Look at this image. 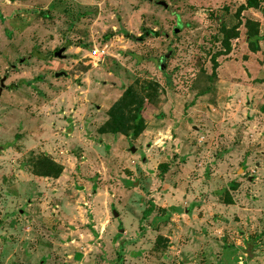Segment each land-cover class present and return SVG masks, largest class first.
I'll list each match as a JSON object with an SVG mask.
<instances>
[{
    "label": "rangeland",
    "instance_id": "rangeland-1",
    "mask_svg": "<svg viewBox=\"0 0 264 264\" xmlns=\"http://www.w3.org/2000/svg\"><path fill=\"white\" fill-rule=\"evenodd\" d=\"M243 5L0 0V264H264V0ZM136 82L144 130L99 134Z\"/></svg>",
    "mask_w": 264,
    "mask_h": 264
},
{
    "label": "trees",
    "instance_id": "trees-1",
    "mask_svg": "<svg viewBox=\"0 0 264 264\" xmlns=\"http://www.w3.org/2000/svg\"><path fill=\"white\" fill-rule=\"evenodd\" d=\"M261 0H245V5L241 6L239 11L253 9H259ZM258 23L252 20L245 21L247 45L252 53L259 51V27ZM225 34H229L228 39L237 38L236 29L227 30L223 28ZM225 51H229V43L226 39L223 43ZM139 82H136L126 88L123 95L111 106L108 111V119L101 127L98 128V133L101 135H122L126 139L136 138L143 130L145 126V120L142 112L144 109V103L157 102V84L143 83L139 87ZM230 204V201L227 202Z\"/></svg>",
    "mask_w": 264,
    "mask_h": 264
},
{
    "label": "built area",
    "instance_id": "built-area-1",
    "mask_svg": "<svg viewBox=\"0 0 264 264\" xmlns=\"http://www.w3.org/2000/svg\"><path fill=\"white\" fill-rule=\"evenodd\" d=\"M104 56V53L99 51L98 49L94 48L88 55V60L92 61L93 63L99 62Z\"/></svg>",
    "mask_w": 264,
    "mask_h": 264
},
{
    "label": "water",
    "instance_id": "water-1",
    "mask_svg": "<svg viewBox=\"0 0 264 264\" xmlns=\"http://www.w3.org/2000/svg\"><path fill=\"white\" fill-rule=\"evenodd\" d=\"M159 5H161V6H163L164 8H166V5L163 4V3H159ZM63 52H64V50L61 49V50L57 51V52L54 54V56H55L56 58H64V56H63ZM60 76H61V74H56V78H58V77H60ZM130 152H131V153H134V149H133V148L130 149Z\"/></svg>",
    "mask_w": 264,
    "mask_h": 264
}]
</instances>
